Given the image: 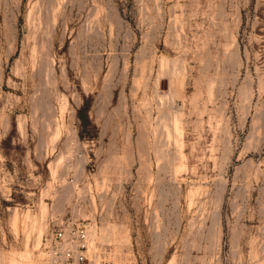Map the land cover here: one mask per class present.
<instances>
[{
  "label": "rangeland",
  "instance_id": "1",
  "mask_svg": "<svg viewBox=\"0 0 264 264\" xmlns=\"http://www.w3.org/2000/svg\"><path fill=\"white\" fill-rule=\"evenodd\" d=\"M68 217L85 264H264V0H0V264Z\"/></svg>",
  "mask_w": 264,
  "mask_h": 264
},
{
  "label": "built area",
  "instance_id": "2",
  "mask_svg": "<svg viewBox=\"0 0 264 264\" xmlns=\"http://www.w3.org/2000/svg\"><path fill=\"white\" fill-rule=\"evenodd\" d=\"M90 246L87 223L72 217L53 221L43 242L52 264H85Z\"/></svg>",
  "mask_w": 264,
  "mask_h": 264
},
{
  "label": "bare ground",
  "instance_id": "3",
  "mask_svg": "<svg viewBox=\"0 0 264 264\" xmlns=\"http://www.w3.org/2000/svg\"><path fill=\"white\" fill-rule=\"evenodd\" d=\"M17 215L16 213L13 214V217H12V226H14L15 228L17 227Z\"/></svg>",
  "mask_w": 264,
  "mask_h": 264
}]
</instances>
